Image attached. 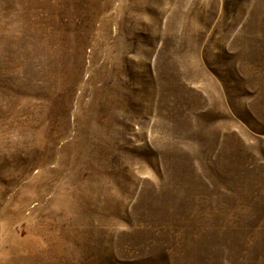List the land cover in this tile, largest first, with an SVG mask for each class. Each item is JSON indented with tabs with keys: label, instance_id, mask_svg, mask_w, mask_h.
<instances>
[{
	"label": "rangeland",
	"instance_id": "obj_1",
	"mask_svg": "<svg viewBox=\"0 0 264 264\" xmlns=\"http://www.w3.org/2000/svg\"><path fill=\"white\" fill-rule=\"evenodd\" d=\"M0 264H264V0H0Z\"/></svg>",
	"mask_w": 264,
	"mask_h": 264
}]
</instances>
